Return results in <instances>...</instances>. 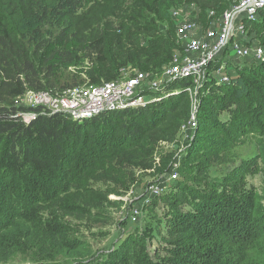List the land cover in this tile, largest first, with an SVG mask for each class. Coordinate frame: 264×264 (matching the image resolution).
Listing matches in <instances>:
<instances>
[{
  "label": "trees",
  "instance_id": "trees-1",
  "mask_svg": "<svg viewBox=\"0 0 264 264\" xmlns=\"http://www.w3.org/2000/svg\"><path fill=\"white\" fill-rule=\"evenodd\" d=\"M237 1L0 0V264H264V61L238 62L228 83L210 74L178 178L146 205L158 221L125 233V202L110 196L166 176L174 151L161 143L188 117L190 80L82 121L25 124L13 105L26 89L99 84L123 67L160 72L177 48L171 8L194 3L205 23ZM245 27L246 44L264 45V7ZM105 227L117 234L95 247Z\"/></svg>",
  "mask_w": 264,
  "mask_h": 264
},
{
  "label": "built area",
  "instance_id": "built-area-1",
  "mask_svg": "<svg viewBox=\"0 0 264 264\" xmlns=\"http://www.w3.org/2000/svg\"><path fill=\"white\" fill-rule=\"evenodd\" d=\"M263 7L264 0H238L220 15L207 9L205 23L198 18L200 9L196 4L173 7L169 13L177 48L160 72L139 71L129 66L120 69L118 78L99 84L77 85L56 93L26 89L13 98L15 117L25 124L53 114L82 121L103 112L159 102L178 92V88L169 89L171 83L190 80L184 85L190 102L188 117L180 124L177 139L173 142L175 150L167 178L160 176V180L147 183L139 197L141 205H146L161 192L166 180L178 178V166L198 126L199 93L210 74L219 83H228L232 75L229 69L240 60L264 61V45H248L244 39L245 22L255 21ZM229 50H234V56L226 55ZM166 143L169 144L166 141L161 144L165 146ZM132 193L129 191L127 196L135 197ZM139 211L138 206L132 209L134 214Z\"/></svg>",
  "mask_w": 264,
  "mask_h": 264
},
{
  "label": "rangeland",
  "instance_id": "rangeland-1",
  "mask_svg": "<svg viewBox=\"0 0 264 264\" xmlns=\"http://www.w3.org/2000/svg\"><path fill=\"white\" fill-rule=\"evenodd\" d=\"M237 1V0H236ZM227 56H234V50H229L226 54ZM242 60L239 61V63H241ZM177 139V136L176 138L174 139V141ZM168 142L169 144H164V148L165 151L166 149H168V151H174L175 150V147H173V142ZM159 161V160H158ZM166 178H167V174H166ZM250 179V178H249ZM144 181L138 183V184H135L133 186V188L130 190V191H133L132 195L134 194L135 197L133 196H127V193L126 196H123V197H115L114 195H111L110 197L111 198H121L123 199V201L125 202V204L122 205L120 211L118 212V216L119 218L123 219L124 218H127V225L125 226V229L123 231V233L125 232H129V231H133V229L135 227H139L138 229L141 230L143 229V224L145 226L148 225V219H151L152 221L150 222L149 225H151V223H154L156 221H158V217H157V212L154 213V212H151L150 209H151V206H146V205H141V201H140V195H142L146 189V186H147V181H153L154 178H151V176H145V178L143 179ZM251 180L259 187L261 188V183H260V179L258 177H254V178H251ZM158 181V180H157ZM169 182V180H166L165 181V184L163 183L162 185L163 186V189L166 187L167 183ZM161 189V192L160 194L162 195V190ZM139 198V199H138ZM141 205V206H140ZM140 207V211L138 213H133L132 212V209L134 207ZM157 211L161 212L160 216L163 217V214H162V211L160 210V208H157ZM159 216V215H158ZM160 222V221H159ZM105 230H109V235H107L105 238H98V243L95 245V247L97 246H100V247H103V249H106V247L104 246L106 243V245L110 244V241L116 236L117 232H116V229L115 228H108V227H105L104 228ZM121 233L122 231L120 232V235L119 237L121 236ZM118 237V238H119ZM105 247V248H104ZM102 250V249H101Z\"/></svg>",
  "mask_w": 264,
  "mask_h": 264
}]
</instances>
